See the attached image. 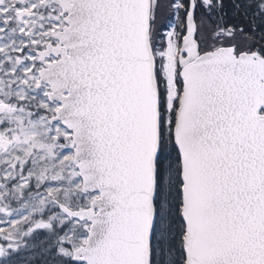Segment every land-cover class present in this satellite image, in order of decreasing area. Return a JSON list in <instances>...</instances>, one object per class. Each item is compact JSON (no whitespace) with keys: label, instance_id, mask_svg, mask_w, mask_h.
Here are the masks:
<instances>
[{"label":"snow or ice","instance_id":"6c2138e0","mask_svg":"<svg viewBox=\"0 0 264 264\" xmlns=\"http://www.w3.org/2000/svg\"><path fill=\"white\" fill-rule=\"evenodd\" d=\"M0 0V264H264V0Z\"/></svg>","mask_w":264,"mask_h":264},{"label":"flooded vegetation","instance_id":"af4514ba","mask_svg":"<svg viewBox=\"0 0 264 264\" xmlns=\"http://www.w3.org/2000/svg\"><path fill=\"white\" fill-rule=\"evenodd\" d=\"M226 5L228 6V11H229V22H236V23H243L244 21L242 20V18H237L234 19L231 15V0H225Z\"/></svg>","mask_w":264,"mask_h":264},{"label":"trees","instance_id":"16d2710c","mask_svg":"<svg viewBox=\"0 0 264 264\" xmlns=\"http://www.w3.org/2000/svg\"><path fill=\"white\" fill-rule=\"evenodd\" d=\"M231 4V3H230Z\"/></svg>","mask_w":264,"mask_h":264}]
</instances>
